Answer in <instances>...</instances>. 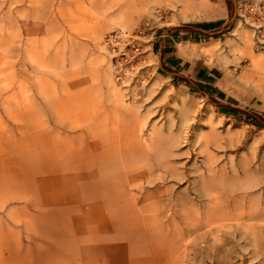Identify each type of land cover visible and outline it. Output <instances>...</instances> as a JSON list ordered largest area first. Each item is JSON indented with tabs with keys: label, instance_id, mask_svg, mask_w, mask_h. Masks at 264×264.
<instances>
[{
	"label": "rangeland",
	"instance_id": "374dc122",
	"mask_svg": "<svg viewBox=\"0 0 264 264\" xmlns=\"http://www.w3.org/2000/svg\"><path fill=\"white\" fill-rule=\"evenodd\" d=\"M62 2L0 0V264H166L140 221L112 212L109 176L86 171L92 134L120 112L144 136L181 129L186 150L214 132V153L264 173V49L239 0ZM119 28L139 47L127 61L102 40Z\"/></svg>",
	"mask_w": 264,
	"mask_h": 264
},
{
	"label": "bare ground",
	"instance_id": "6f19581e",
	"mask_svg": "<svg viewBox=\"0 0 264 264\" xmlns=\"http://www.w3.org/2000/svg\"><path fill=\"white\" fill-rule=\"evenodd\" d=\"M45 1L58 7L64 3ZM196 6L213 8L207 3ZM120 113L119 120L99 124L92 134L86 169L109 176L115 216L124 207L140 221L150 241L161 246L155 254L166 264H264L263 171L250 161L237 163L232 156L214 153L212 148L226 147L214 132L197 141L187 139L186 150L181 129L162 134L152 124L154 131L144 136L146 122ZM105 137L113 144L105 146ZM197 151L202 160H193ZM183 180L187 185L178 189L173 181Z\"/></svg>",
	"mask_w": 264,
	"mask_h": 264
},
{
	"label": "built area",
	"instance_id": "2783aa9c",
	"mask_svg": "<svg viewBox=\"0 0 264 264\" xmlns=\"http://www.w3.org/2000/svg\"><path fill=\"white\" fill-rule=\"evenodd\" d=\"M238 15L254 33L255 47L258 50L264 49V1L255 3V0H239ZM134 33L130 29H116L106 32L102 36L103 44L109 52L120 53L122 61L129 60V54L139 51L135 46Z\"/></svg>",
	"mask_w": 264,
	"mask_h": 264
},
{
	"label": "crops",
	"instance_id": "0c3cea01",
	"mask_svg": "<svg viewBox=\"0 0 264 264\" xmlns=\"http://www.w3.org/2000/svg\"><path fill=\"white\" fill-rule=\"evenodd\" d=\"M262 1H264V0H255V3H260Z\"/></svg>",
	"mask_w": 264,
	"mask_h": 264
},
{
	"label": "trees",
	"instance_id": "16d2710c",
	"mask_svg": "<svg viewBox=\"0 0 264 264\" xmlns=\"http://www.w3.org/2000/svg\"><path fill=\"white\" fill-rule=\"evenodd\" d=\"M226 107H228L229 109H231V110H232V107H230V106H228V105H227Z\"/></svg>",
	"mask_w": 264,
	"mask_h": 264
},
{
	"label": "water",
	"instance_id": "95a60500",
	"mask_svg": "<svg viewBox=\"0 0 264 264\" xmlns=\"http://www.w3.org/2000/svg\"><path fill=\"white\" fill-rule=\"evenodd\" d=\"M204 32H207V31H204Z\"/></svg>",
	"mask_w": 264,
	"mask_h": 264
}]
</instances>
